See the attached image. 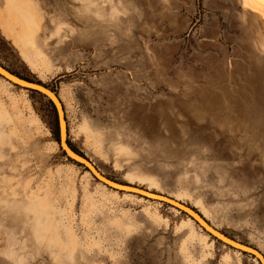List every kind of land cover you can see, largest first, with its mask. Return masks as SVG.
<instances>
[{"label":"rangeland","instance_id":"rangeland-1","mask_svg":"<svg viewBox=\"0 0 264 264\" xmlns=\"http://www.w3.org/2000/svg\"><path fill=\"white\" fill-rule=\"evenodd\" d=\"M23 3L46 63L16 43ZM0 64L55 93L104 177L264 256V0H0ZM1 112L0 264H257L67 158L42 95L0 77Z\"/></svg>","mask_w":264,"mask_h":264},{"label":"water","instance_id":"water-1","mask_svg":"<svg viewBox=\"0 0 264 264\" xmlns=\"http://www.w3.org/2000/svg\"><path fill=\"white\" fill-rule=\"evenodd\" d=\"M0 77L4 78L5 80H8L9 82H12L13 84L23 87L27 90L34 91L45 98H47L52 105L55 108L56 111V117H57V125H58V139H59V147L60 150H62L63 154L71 159L72 161L81 164L87 170L93 175V177L100 181L101 183L111 187V188H123L125 190H131L133 192H136L137 194H140L142 196H153L155 200H159L161 202H164L166 204L175 206L180 211L184 212L185 214L189 215L196 224L200 225L201 228L207 232L210 236L218 240L219 242H223L228 246H231L233 248H237L238 250H241L242 252L249 254L253 258H256V260L259 262V264H264V256L257 251L255 248L241 244L240 242H237L231 238H229L227 235L221 233L217 229H215L197 210L181 203L178 201H175L174 199L167 197L162 194H157L155 192H149L147 190H144L142 188H138L132 185L128 184H121L118 182H115L113 180H110L106 177H104L102 174H100L93 164L84 156L78 154L75 152L67 143V134H66V124L64 120V114L61 102L59 101V98L53 93L45 84L39 83L34 80H26L23 79L9 70H7L2 64H0Z\"/></svg>","mask_w":264,"mask_h":264},{"label":"bare ground","instance_id":"bare-ground-1","mask_svg":"<svg viewBox=\"0 0 264 264\" xmlns=\"http://www.w3.org/2000/svg\"><path fill=\"white\" fill-rule=\"evenodd\" d=\"M9 0H5V2H8ZM20 9L22 11H20L19 14H16V16H14L12 19H16L18 20L20 26H21V32H19L17 35H16V43L22 48H25L27 46H30L34 52L36 53V56L41 60V62L43 63V61H45L43 58H42V54L36 50V47H35V34H36V31L34 29V23H33V19H32V14L30 12V8L27 7L26 4H20ZM8 25V24H7ZM11 25V23L9 24ZM18 46V47H19ZM19 47V48H20ZM20 48V49H21ZM46 63V61L44 62ZM8 81V80H7ZM12 83V82H11ZM3 112V111H2ZM2 112L0 113V117H3L5 118V114ZM35 121V120H34ZM107 186V185H106ZM115 189V188H114ZM116 190H122V191H125V192H131V193H136V192H133L131 190H125L123 188H116ZM144 190H147L149 192H151L149 189H144ZM137 194V193H136ZM140 195V194H139ZM127 196H131L130 194H127ZM145 197V196H144ZM147 198H151V199H154L155 198L153 196H146ZM174 199V198H172ZM175 201H178L180 202V200L178 198L174 199ZM159 201V200H158ZM161 202V201H160ZM172 206V205H171ZM175 207V206H174ZM176 208V207H175ZM178 209V208H177ZM175 210V209H174ZM179 210V209H178ZM178 212V211H176ZM184 213V212H183ZM191 217H189V215L187 216L186 214V217L183 218L181 220V222L179 223V228H186L187 225H191V224H194L196 223L193 219L191 220L190 219ZM198 225V224H197ZM199 227L201 228V226L199 225ZM202 229V228H201ZM203 230V229H202ZM203 238L201 239V241L204 243V247H207L209 246L208 245V238L209 236L208 235H202ZM72 239V238H71ZM211 240V241H210ZM209 241L210 242H214V240L210 239ZM184 241V240H182ZM223 243V242H222ZM225 245V243H223ZM212 245V244H211ZM180 250L181 251H184L185 250V245H184V242L182 244V246H180ZM231 247V246H230ZM233 248V247H232ZM237 251L235 252H242L241 250H238L237 248H235ZM229 251V250H228ZM233 252V251H232ZM223 260L228 262L230 261V255L228 253L224 254L222 256ZM257 264L259 263L256 259L254 260Z\"/></svg>","mask_w":264,"mask_h":264},{"label":"trees","instance_id":"trees-1","mask_svg":"<svg viewBox=\"0 0 264 264\" xmlns=\"http://www.w3.org/2000/svg\"><path fill=\"white\" fill-rule=\"evenodd\" d=\"M30 92H32V93H36V92H34V91H31V90H29ZM36 94H38V93H36ZM44 97V96H43ZM54 107V106H53ZM54 111H55V108H54ZM55 116H56V111H55ZM56 120H57V117H56ZM56 140H57V142L59 143V139H58V125H57V122H56ZM68 143V142H67ZM68 145H69V143H68Z\"/></svg>","mask_w":264,"mask_h":264}]
</instances>
